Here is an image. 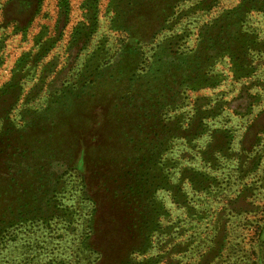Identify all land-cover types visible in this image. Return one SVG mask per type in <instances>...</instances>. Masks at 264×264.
Wrapping results in <instances>:
<instances>
[{
	"label": "rangeland",
	"instance_id": "374dc122",
	"mask_svg": "<svg viewBox=\"0 0 264 264\" xmlns=\"http://www.w3.org/2000/svg\"><path fill=\"white\" fill-rule=\"evenodd\" d=\"M9 1L0 264H264V0Z\"/></svg>",
	"mask_w": 264,
	"mask_h": 264
},
{
	"label": "crops",
	"instance_id": "0c3cea01",
	"mask_svg": "<svg viewBox=\"0 0 264 264\" xmlns=\"http://www.w3.org/2000/svg\"><path fill=\"white\" fill-rule=\"evenodd\" d=\"M26 2H27V3H33L34 0H10V1L8 2L7 5H8V7L10 8V5H11V4H16L14 8L17 9V8H16V7H17V3H20V4L23 3V4H24V3H26ZM21 8H22V6L20 5V6H19V9H21ZM15 14H16V13H15Z\"/></svg>",
	"mask_w": 264,
	"mask_h": 264
},
{
	"label": "trees",
	"instance_id": "16d2710c",
	"mask_svg": "<svg viewBox=\"0 0 264 264\" xmlns=\"http://www.w3.org/2000/svg\"><path fill=\"white\" fill-rule=\"evenodd\" d=\"M19 29H21V28L19 27Z\"/></svg>",
	"mask_w": 264,
	"mask_h": 264
}]
</instances>
